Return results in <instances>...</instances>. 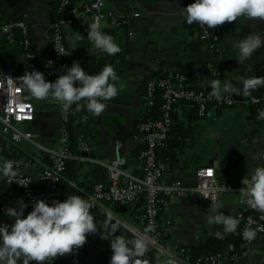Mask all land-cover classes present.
<instances>
[{
    "label": "crops",
    "instance_id": "obj_1",
    "mask_svg": "<svg viewBox=\"0 0 264 264\" xmlns=\"http://www.w3.org/2000/svg\"><path fill=\"white\" fill-rule=\"evenodd\" d=\"M56 1L0 0V19L24 20L31 47L40 53H50V24L55 17ZM104 2L105 7L114 14L138 12L139 16L131 17L114 38L117 44L126 47L123 57L112 56L108 61L119 76L116 81L119 91L115 98L106 101L107 107L96 115L92 125L95 138L88 145L89 150L80 158L82 163L77 170L78 183L71 182L73 187L84 192H89L96 182L108 181L107 168L100 161L113 159L115 141L121 143L119 153L124 161L123 167L135 175L142 173V163L137 153L145 141L137 131L136 124L147 105L144 92L146 78L153 72L161 71L175 77L180 68H184L189 73L186 77L188 85L196 88H210L211 81L217 78L235 87H242L243 79L264 75V48L257 50L245 62L238 63L235 58L237 52L233 47L236 40L252 30L264 31V20L240 17L217 25L214 28L221 39L211 44L199 38L196 22L189 24L182 13V9L191 0ZM107 28L111 27L103 23L102 31ZM128 29L132 31V36L126 35ZM63 31L66 46L63 71L65 66H70L76 60L90 73L95 64L92 56L99 55L100 50L89 41L86 29L71 24L64 26ZM5 35L0 31V69L16 72L28 70V60L23 50L16 43L7 41ZM224 94L232 96L235 104L226 107L211 105L202 117L197 115L195 106L190 103L175 104L173 110L184 127H193L192 137L186 140L182 153L165 169L160 177L161 183L178 182L192 186L195 183V168L214 163L217 180L240 185L251 165L264 163L261 156L264 152V121L252 118L254 106L259 104L264 110V86L251 89L248 95ZM250 96L258 97V102L251 103ZM30 100L35 108L34 118L17 126L24 132L32 133V141L24 140L13 145L1 132L0 122V157L5 159L7 153L14 152L18 159L26 162L21 171L32 178L38 190H42L43 183L39 174L46 162L40 146H57L63 121L54 98L36 99L30 93ZM239 197L238 194L226 192L218 202L212 203L193 193L174 192L167 196L166 204L160 206L157 223L158 229L165 236L169 254L153 258L151 263L160 264L173 258L177 254L176 247L195 239L232 234L234 231H229L222 223H209L208 214L212 205L216 206L217 212L236 219L240 210H259L250 206L244 198L240 202ZM143 198V195H137L123 210H114L108 205L106 207L117 217L139 227L142 224ZM100 214L102 216H94L97 232L88 234L86 242L81 246L84 264H100L111 256L110 241L102 234L115 222L105 213ZM13 219L7 214H0V222L11 224ZM122 234L128 235L123 228L118 227L113 235ZM252 240L248 253L232 254L229 251V255L223 256L218 264H264V232L257 233ZM49 264H70V253L58 255Z\"/></svg>",
    "mask_w": 264,
    "mask_h": 264
},
{
    "label": "built area",
    "instance_id": "obj_2",
    "mask_svg": "<svg viewBox=\"0 0 264 264\" xmlns=\"http://www.w3.org/2000/svg\"><path fill=\"white\" fill-rule=\"evenodd\" d=\"M58 10H65L66 16L63 18L54 17L50 24L52 50L48 55L40 54L37 51H27L25 56L28 60V70L39 69L44 73L45 79L54 80L56 76L63 72V57L66 53L64 41V26L75 24L79 28L86 29L87 25L93 21H99L102 26L106 23L111 28L120 31L124 29L131 17H138V12H128L114 14L105 7L104 0H78L77 3L70 5L69 0H57ZM199 31V38L211 44L220 41V35L216 28H209L207 25L196 22ZM14 30H18L23 39L24 48L31 46L28 27L22 19L4 20L0 19V31L4 32L9 41L14 38ZM127 36H132L130 29L126 30ZM24 72H16L12 69H0V122L2 123L1 132L13 145H18L22 141H32L33 134L24 132L18 128L19 123L32 121L35 108L30 100V93L24 85L23 78L20 77ZM177 83H173L170 77H152L145 83V95L147 105H152L158 89H162L161 117L155 121H142L138 124V131L144 138V146L138 151L137 157L142 163V173L135 175L128 172L124 167V161L120 156L119 150L121 143H114V157L111 160H102L101 164L106 166L108 171L107 182H96L89 192L79 191L68 195H80L89 199L93 207L100 213H105L117 223L123 230L134 238V234L143 232L149 224H154V230L145 233L149 240V248L145 253L148 264H152L153 258H161L169 254V247L162 241L158 229L157 216L160 206L166 204V198L170 194L193 193L209 202H218L222 194L232 192L238 194L239 201L243 202L240 188L243 187L242 180L240 185H232L223 180H217L215 175V164L209 163L195 168V183L192 186H184L178 182L163 184L160 177L167 168L166 165L157 159L156 148L166 138L172 122L171 108L174 103L192 102L196 113L202 117L206 114L211 105L219 107L233 106L235 100L229 94H224L223 98L217 100L209 96L210 88H196L189 86L186 77L180 75L176 77ZM251 103H257L258 97L250 96ZM54 104L60 108L62 121L65 119L66 112L61 108L60 102L54 99ZM49 162L46 163L39 174V179L43 183V189L38 190L32 178L20 172L14 177L16 181L8 182L7 177L0 178V214H6L5 209L9 206H17V201L23 199L27 203L24 209L26 215L31 210L33 202L37 199H44L51 203L52 200H63L67 195L61 194L58 182L61 171L67 159L73 158L71 150L67 145V133L62 125L58 144L55 147L40 146ZM79 148L83 152L89 150L85 142L79 143ZM264 161V152L261 154ZM82 158V157H80ZM7 160V159H6ZM16 163L14 166L22 168L26 164L22 159H11ZM27 182V183H26ZM26 183V185H22ZM143 195L144 206L141 214L142 224L137 227L129 224L117 217L106 207V202L129 203L137 195ZM240 221V240L243 247L242 254L248 253L252 246V239H246L242 233L251 226L256 233L264 232V211L258 210L254 215H242L238 213ZM88 234H86L87 236ZM230 251L233 245L228 246ZM179 264H197L189 260L188 256L177 251L173 256ZM223 257L220 255H208L200 264H218ZM51 258L45 262L49 264ZM165 262V261H164ZM164 262L160 264H164ZM32 264H41L33 261ZM70 264H84L81 259V247L70 253ZM94 264V263H92ZM105 264H109L105 263Z\"/></svg>",
    "mask_w": 264,
    "mask_h": 264
},
{
    "label": "clouds",
    "instance_id": "obj_3",
    "mask_svg": "<svg viewBox=\"0 0 264 264\" xmlns=\"http://www.w3.org/2000/svg\"><path fill=\"white\" fill-rule=\"evenodd\" d=\"M182 13L189 24L198 22L214 28L240 17L264 20V0H191ZM87 37L97 50L110 55L120 51L113 36L102 31L99 21L87 25ZM233 47L237 52L235 58L238 63L245 62L257 50L264 48V31L252 30L236 40ZM20 77L33 97L54 98L60 102L64 112L72 109L74 104L79 110L82 106L79 102L83 100L89 112L99 115L107 107L106 101L115 98L119 91L116 84L119 76L111 64L104 65L96 73H89L79 61L74 60L54 80L45 79L44 73L36 68L26 69ZM241 83L242 87H235L228 81L214 79L209 96L220 100L224 93L248 95L251 89L264 86V75L245 78ZM259 118H264V110L259 112ZM15 163L0 157V177H7L8 182L16 181ZM242 184L239 190L246 202L264 211V163L251 165L248 174L242 178ZM26 207L27 203L21 198L17 206L5 209V213L14 219L11 224L0 222V264H18V261L20 264H30L32 260L45 264L49 258L52 261L58 255L72 253L86 242V234L98 230L90 211L92 202L80 195H67L65 199H54L51 203L37 198L25 215ZM208 222L222 223L229 231H235L240 223L234 217L217 212L215 205L209 209ZM118 227V224L113 223L102 234L110 241L109 264H148L145 253L150 240L145 233L153 231L155 225H147L143 232L134 234L132 239L125 234L113 235ZM242 235L251 240L257 233L249 226ZM164 264L179 262L169 258Z\"/></svg>",
    "mask_w": 264,
    "mask_h": 264
},
{
    "label": "trees",
    "instance_id": "obj_4",
    "mask_svg": "<svg viewBox=\"0 0 264 264\" xmlns=\"http://www.w3.org/2000/svg\"><path fill=\"white\" fill-rule=\"evenodd\" d=\"M70 5L75 4L78 2V0H69ZM54 15L58 18H63L66 16L65 10H58V1L54 4ZM19 19V18H18ZM51 31V29H50ZM104 32L110 34L115 38L118 34V30L115 28H107L104 30ZM5 38L8 40L7 36L5 35ZM16 43L24 52V54L27 51H36L31 46L29 48H24L23 46V39L21 34L18 30H14V38L12 41ZM120 46V51L115 54H108L106 52L100 51L99 55H93L92 58L94 60V66L92 67L90 73H96L98 72L104 65L108 64V61L114 56V58H121L125 55L126 47L124 44H118ZM40 53V52H39ZM43 55H48L49 53H40ZM184 76L188 77L189 73L186 72V69L180 68L177 75L175 77H171L168 74H165L161 71L153 72L151 75H149L146 78V81L149 78L152 77H170L173 80V83H177V76ZM163 99H162V89H158L155 94V99L152 105H146V108L142 114V118L137 122L136 129L138 131V124L142 121H155L158 120L161 117V105H162ZM82 106L79 108V110L76 109V105L74 104L72 106V109H70L68 112H66L65 119L62 122V125L66 129L67 133V145L68 148L71 150L72 154L74 155L73 158H69L65 161L64 167L61 171V177L58 182V187L61 194H72L79 192L80 190L78 188H75L71 185V182L78 183L77 178V170L79 169L82 160L80 157L84 156V152L80 150L79 143L85 142L88 145L92 143L94 140V131L92 130V125L95 121L96 114H93L92 112H89L86 108V101H80L79 102ZM177 103V102H176ZM172 104L171 108V117L172 122L170 125V129L167 133L166 138L159 144L156 148V156L157 159L163 162L166 167L177 158L178 154L182 153L184 147L186 146V140L190 137H192V126L184 127V124L181 120L178 119V117L175 115L174 112V106L175 104ZM183 103H190L194 105L192 102H183ZM255 104V103H254ZM261 105L257 104L254 106L253 112H252V118L256 121L263 122L264 118H259V112L262 111ZM6 159H18V156L12 153H7ZM43 160L48 163L49 159L46 155L43 154ZM17 174L22 172L21 168L14 166ZM1 178V177H0ZM139 200H142L141 198ZM106 205H108L110 208H113L114 210L119 209H125L127 208V204L129 203H120V202H106ZM93 216H100V212L96 210L90 209ZM239 212L242 213V215H254L257 213V210H240ZM102 216V215H101ZM160 237L163 242H165V236L163 233L159 230ZM129 239H132L130 235L128 234L126 236ZM232 244L233 250L232 254H242L243 247L241 246V240H240V225L238 224L236 230L227 236L224 237H215V236H207L200 239H195L192 242L188 244H184L182 246L176 247V250H182L184 252L189 260H191L194 263L200 264L201 261L204 260V258L208 255H220V256H228L229 255V249L228 246ZM201 260V261H200ZM34 260L30 261V264H32ZM109 260L103 261L100 264L108 263ZM20 264V262L18 263ZM98 264V263H97Z\"/></svg>",
    "mask_w": 264,
    "mask_h": 264
}]
</instances>
